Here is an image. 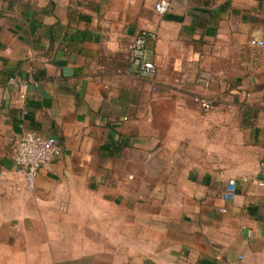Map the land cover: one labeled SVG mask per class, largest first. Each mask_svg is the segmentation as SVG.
Masks as SVG:
<instances>
[{
  "label": "crops",
  "instance_id": "1",
  "mask_svg": "<svg viewBox=\"0 0 264 264\" xmlns=\"http://www.w3.org/2000/svg\"><path fill=\"white\" fill-rule=\"evenodd\" d=\"M159 1L0 0V264H264V0ZM25 131L62 147L34 188Z\"/></svg>",
  "mask_w": 264,
  "mask_h": 264
},
{
  "label": "built area",
  "instance_id": "2",
  "mask_svg": "<svg viewBox=\"0 0 264 264\" xmlns=\"http://www.w3.org/2000/svg\"><path fill=\"white\" fill-rule=\"evenodd\" d=\"M171 7L170 0H160L155 10L159 16H165ZM158 40V34L146 30L140 32L134 39L130 48L129 61L133 68L135 77L150 82L152 91L157 90L158 69L156 64L149 58L148 53ZM252 45H264L263 41H252ZM204 83L205 80H200ZM8 83L17 88L20 98L25 99L28 90V81L19 77H12ZM206 109L210 104L201 101ZM62 154V147L53 137L40 135L34 131H25L18 140L14 150V163L20 173L24 175L25 182L29 188H34L40 173L47 169L52 162ZM248 182L247 179L243 180ZM237 194L236 180H230L222 198L231 201ZM223 212L225 209L222 210Z\"/></svg>",
  "mask_w": 264,
  "mask_h": 264
}]
</instances>
